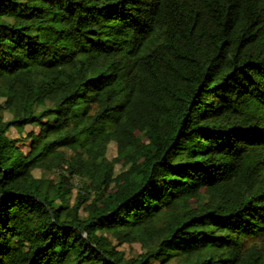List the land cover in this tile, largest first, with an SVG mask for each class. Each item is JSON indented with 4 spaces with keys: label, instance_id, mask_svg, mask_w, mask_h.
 <instances>
[{
    "label": "trees",
    "instance_id": "1",
    "mask_svg": "<svg viewBox=\"0 0 264 264\" xmlns=\"http://www.w3.org/2000/svg\"><path fill=\"white\" fill-rule=\"evenodd\" d=\"M0 264H264V0H0Z\"/></svg>",
    "mask_w": 264,
    "mask_h": 264
},
{
    "label": "rangeland",
    "instance_id": "2",
    "mask_svg": "<svg viewBox=\"0 0 264 264\" xmlns=\"http://www.w3.org/2000/svg\"><path fill=\"white\" fill-rule=\"evenodd\" d=\"M4 121H7L10 119V116L5 113L3 115ZM37 129H35L34 127H24L23 129L20 130H10L8 133V137L10 139H13L16 141L17 147L19 148V150L26 154L28 152V145L29 142L25 140V136L27 133L29 132H33V133H37ZM115 153H116V148L115 145L110 144L107 147V152H106V158L108 160H112L115 157ZM116 172L119 171V168L116 167L115 168ZM35 176H37L39 173L35 172L33 173ZM50 178L53 176L51 174L48 175ZM68 185H72V188L70 187V196L68 197V206L72 207L73 204L75 203V201L77 200L78 195L82 192L83 187H85V184H83L82 181H79L78 179L74 178V179H69L68 180ZM81 195V194H80ZM82 210V209H81ZM80 216L84 215L82 211L79 212ZM120 251L124 252L125 256L128 257H134L135 255H138L140 253V248L139 245L134 244V245H122L119 248Z\"/></svg>",
    "mask_w": 264,
    "mask_h": 264
}]
</instances>
